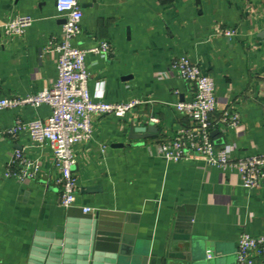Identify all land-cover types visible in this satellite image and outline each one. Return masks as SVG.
<instances>
[{"label": "crops", "instance_id": "0c3cea01", "mask_svg": "<svg viewBox=\"0 0 264 264\" xmlns=\"http://www.w3.org/2000/svg\"><path fill=\"white\" fill-rule=\"evenodd\" d=\"M56 0H0V97L37 94L57 78L51 41L62 38L64 20ZM30 19L21 35H7L6 22ZM233 31L229 37L227 32ZM101 41L109 54H88L89 88L104 101L141 98L149 103L125 118L93 117V137L75 147L80 191L74 208L125 213L139 221L136 247L149 264H168L193 237L220 243L216 258L233 264L241 234H264V185L249 190L234 172L223 173L202 161L167 163L159 143L173 139L188 120L175 105L191 101L195 87L168 72L174 58L186 56L216 80V117L237 110L246 134L217 130V144L236 143L237 156L264 153V0H86L76 45L90 49ZM50 107L0 110V264H50L61 244L58 264H91L87 220L70 216L59 204L61 187L48 146L26 132L7 135L16 121L46 120ZM158 132L129 139L130 130L151 123ZM123 145V147H116ZM17 151L41 170L33 178L7 177ZM14 166V167H13ZM102 192L82 194L84 188ZM98 264H111L97 254ZM171 264H174L171 263ZM255 264H261L260 262Z\"/></svg>", "mask_w": 264, "mask_h": 264}, {"label": "built area", "instance_id": "2783aa9c", "mask_svg": "<svg viewBox=\"0 0 264 264\" xmlns=\"http://www.w3.org/2000/svg\"><path fill=\"white\" fill-rule=\"evenodd\" d=\"M85 1L56 0V12L65 23L61 40L49 43V50L57 54L55 82L37 94L0 97V110L40 108L44 105L50 107L51 115L48 119L29 122L19 119L7 131V135L15 137L20 132H26L33 143L50 147L55 169L59 173L56 180L61 187L59 204L65 209L77 205L80 187L74 172V149L92 139L93 117L112 115L125 118L138 107L149 103L141 98L108 103L104 101L103 93L97 96L92 94L89 88L87 55L109 54L112 47L107 41H101L90 49H82L76 45L82 33ZM30 25V19L16 18L6 22L3 30L7 35H21ZM226 35L232 37L234 32L229 31ZM169 73L193 84L195 93L191 101L175 105L189 125L180 129L173 139L159 143L158 155L167 163L202 161L205 166L217 168L223 173L234 172L246 189L261 188L264 185V153L237 156L239 148L236 143L217 144L213 139L212 135L217 130L232 131L237 138L246 134L241 115L234 108L226 109L220 117H216L219 106L216 80L186 56L174 58L168 72L159 73L156 77L164 80ZM151 122L155 124L158 120L152 119ZM16 162L20 165V170L16 173L10 168L7 177L17 176L21 180L33 178L41 170L40 162L27 160L20 151L15 153L11 165ZM91 211L89 208L84 209L85 213ZM236 254L237 264H264V234H241Z\"/></svg>", "mask_w": 264, "mask_h": 264}, {"label": "water", "instance_id": "95a60500", "mask_svg": "<svg viewBox=\"0 0 264 264\" xmlns=\"http://www.w3.org/2000/svg\"><path fill=\"white\" fill-rule=\"evenodd\" d=\"M65 23V20H64ZM158 132L154 123H149L142 128H132L130 130L129 139L139 141L146 140L153 137V133ZM123 147V145H117ZM99 187L84 188L82 194H92L102 192ZM70 216H79L87 220L89 224L88 229L91 231L92 256L91 264H98L100 261L99 255L107 253L110 255L111 264H149L150 258L148 256H139L140 252L136 247L137 235L139 231V221L125 213L98 211L96 214H84L83 208H70ZM201 237H193L192 242L187 244L179 252L180 255L171 256L168 264H221L223 261L216 258L220 253L221 245L216 242H203ZM62 245L68 244L64 240ZM60 242L56 244L54 250L55 259L53 263H59V253L61 249ZM237 252V250H236ZM233 264H237V254L233 258Z\"/></svg>", "mask_w": 264, "mask_h": 264}]
</instances>
